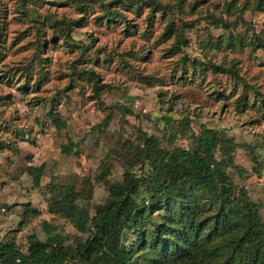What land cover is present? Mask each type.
Segmentation results:
<instances>
[{
    "label": "rangeland",
    "instance_id": "374dc122",
    "mask_svg": "<svg viewBox=\"0 0 264 264\" xmlns=\"http://www.w3.org/2000/svg\"><path fill=\"white\" fill-rule=\"evenodd\" d=\"M259 7V0H0V243L26 252L29 235L47 240L45 222L75 248L88 237L78 228L82 215H95L124 179L142 178L145 154L194 150L203 127L221 139L215 157L231 162L226 172L262 215ZM253 158L263 164L259 173ZM30 165L43 166L38 186ZM64 197L76 208L66 213ZM137 237L123 231L127 246Z\"/></svg>",
    "mask_w": 264,
    "mask_h": 264
},
{
    "label": "trees",
    "instance_id": "16d2710c",
    "mask_svg": "<svg viewBox=\"0 0 264 264\" xmlns=\"http://www.w3.org/2000/svg\"><path fill=\"white\" fill-rule=\"evenodd\" d=\"M259 2L264 10V0ZM66 36L70 38L69 33ZM257 47L264 50V39ZM213 68L226 71L217 64ZM51 116L55 119V114ZM203 128L194 150L179 148L154 158L145 154L150 169L142 178L124 179L110 189L95 215H82L78 228L88 237L75 248L64 246L44 222L47 240L29 235L26 252L15 241L1 242L0 264H264V213L259 214V205L249 199L245 187L226 172L231 162L215 157L221 139ZM70 147L72 143L64 152L69 154ZM253 159L259 173L263 164ZM42 170V165L27 167L34 186L39 185ZM61 201L66 213L76 208L67 206L66 197ZM128 229L138 233L129 246L123 242ZM139 253L145 258L138 263L134 258Z\"/></svg>",
    "mask_w": 264,
    "mask_h": 264
}]
</instances>
